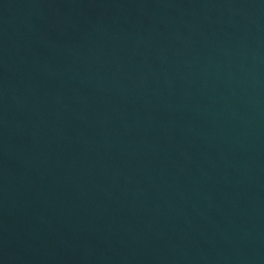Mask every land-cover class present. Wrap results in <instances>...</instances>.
<instances>
[{"label":"water","instance_id":"water-1","mask_svg":"<svg viewBox=\"0 0 264 264\" xmlns=\"http://www.w3.org/2000/svg\"><path fill=\"white\" fill-rule=\"evenodd\" d=\"M0 264H264V0H0Z\"/></svg>","mask_w":264,"mask_h":264}]
</instances>
